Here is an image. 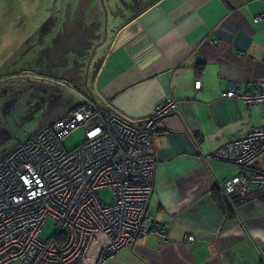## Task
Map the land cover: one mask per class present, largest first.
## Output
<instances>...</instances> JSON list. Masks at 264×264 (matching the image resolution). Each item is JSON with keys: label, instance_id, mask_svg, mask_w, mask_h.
<instances>
[{"label": "crops", "instance_id": "0c3cea01", "mask_svg": "<svg viewBox=\"0 0 264 264\" xmlns=\"http://www.w3.org/2000/svg\"><path fill=\"white\" fill-rule=\"evenodd\" d=\"M90 5L92 0L79 15L88 16ZM58 33L63 45L78 35L66 29ZM93 33H104V42L96 47L102 50L87 88L86 73L72 62L73 49H62L53 59L58 49L49 51L44 44L38 48L46 53H32V71L42 67L37 75L43 76L49 96L58 93L56 78L70 80L77 92L134 124L158 102H176L153 135L157 161L146 207L149 223L166 226L167 238L139 237L102 264H264V188L252 186L251 197L231 203L222 183L237 169L200 158L264 125L260 105L249 107L222 95L230 84L250 91L264 78V0H156ZM52 102L48 112L61 106ZM255 166L264 171V156ZM186 235L194 240L187 243Z\"/></svg>", "mask_w": 264, "mask_h": 264}, {"label": "built area", "instance_id": "2783aa9c", "mask_svg": "<svg viewBox=\"0 0 264 264\" xmlns=\"http://www.w3.org/2000/svg\"><path fill=\"white\" fill-rule=\"evenodd\" d=\"M59 82L65 90L76 89ZM80 95L0 158V264H102L139 237L167 238L166 226L149 223L146 207L157 161L153 135L176 110L175 100L158 102L134 124ZM222 95L264 110V78L250 91L230 84ZM77 126H83L84 140L67 151L61 139ZM261 156L264 125L200 154L203 161L237 169L222 183L231 203L251 197L252 186L264 188V171L255 166ZM102 189L109 192L108 202L98 194ZM47 217L55 220L54 234H65L62 242L39 237ZM193 240L185 236L187 243Z\"/></svg>", "mask_w": 264, "mask_h": 264}, {"label": "flooded vegetation", "instance_id": "af4514ba", "mask_svg": "<svg viewBox=\"0 0 264 264\" xmlns=\"http://www.w3.org/2000/svg\"><path fill=\"white\" fill-rule=\"evenodd\" d=\"M88 1L91 0H71L59 10L56 6L57 0H52V7L48 8L50 11H48V14L40 23L33 26L31 30H28L25 26H20L21 29H26L20 45L25 47L31 44L30 40L35 38L36 41H34V43L37 42V45L44 44L45 47L49 46L47 47L49 51L58 49L52 54V59L55 55L60 54L62 49H64V51H66V49H68L67 51L73 49L72 52L75 53V55L72 57V62L77 66H81V58H84L83 56L90 58V56H88L89 50L104 42V33L95 36L93 33L95 29L102 28L105 31L109 19L122 20L134 16L142 6L150 1L156 0H92V5H90L88 9V16L79 15L80 10L88 6ZM60 12H62L61 15H59ZM70 12L74 14L73 18H69ZM95 12H97V15H95ZM100 16L102 17L101 20ZM14 17L15 15L12 12L5 16H1L0 22L2 23L0 24V31L4 32L7 24ZM12 27L10 26V28ZM60 29H66L78 35L74 40L69 39V41H66L67 43L63 45L62 38H60L58 33ZM7 31L10 33L11 30L8 29ZM14 33L15 31H13V35ZM11 40L13 39H10L7 44H5L6 47L4 46L6 50L2 48L0 51V122L3 123V125L8 122L6 114L10 112V109H12L16 102H20L22 105V103H26L32 99L34 100L33 106L39 110L41 115L40 125L43 118L48 113L47 108L53 103L47 98L49 96L47 93L50 91L48 92L46 85L42 84L43 82L41 80L43 76L37 75V73H39L38 69L42 70V67L39 65L36 67L37 71L33 72L32 67L34 64L31 62V57H27V54H25V57L19 58L18 61L14 60V52L11 53L9 49L11 46L9 42ZM45 47L38 50V54L42 53V51L46 53L48 49ZM69 52H71V50ZM73 53H71V55ZM77 60H79V62ZM95 64L96 61L91 62L88 66V73H90V68ZM56 68L59 70L58 66ZM70 75L72 76L73 74ZM59 80L69 82L70 80H65L63 78L55 79L58 90L63 91L65 89ZM29 93L31 94L28 95ZM2 135H4V132L1 136ZM6 135L7 133L4 136ZM17 141H21V138H18Z\"/></svg>", "mask_w": 264, "mask_h": 264}, {"label": "rangeland", "instance_id": "374dc122", "mask_svg": "<svg viewBox=\"0 0 264 264\" xmlns=\"http://www.w3.org/2000/svg\"><path fill=\"white\" fill-rule=\"evenodd\" d=\"M70 1L71 0H57L56 6L60 10L62 9V6H65L66 3ZM51 3L52 0H8L7 14H10L12 12L15 17L11 19L7 24L4 32L0 31V51L2 48H4L5 44H7L10 39H13L9 42L11 44L9 49L11 50V53L14 52V60L18 61L19 58L25 57V54H27V57H31L33 52L37 53L38 49H41L42 47L38 48V43H34V41H36L35 38L30 40L31 44L26 45L25 47L23 45H20L23 40L22 36L26 32V29H21V27L25 26L28 30H31L33 26L40 23V21L48 14V11H50L48 8L52 7ZM61 13L62 12H60L59 15H61ZM110 23H112V20H109V24ZM10 26L13 27L10 28ZM8 29L11 30L10 33L7 31ZM13 31H15L14 35ZM100 48L101 46L98 47V49H96V46H94L92 49H90L88 55L90 56V58L87 56H83L84 58H81L80 60L81 63L83 65L89 66L91 62H95L97 53L102 50ZM4 49L6 50V48ZM49 84L52 85L51 83ZM54 91L58 92L59 94H51L50 96H48V99L51 101L57 100V102L60 104L76 103L80 95V93L77 92V89L62 91L58 90V87L56 86V90ZM30 94L31 93H29L28 95ZM33 104L34 100L32 99H30L26 103H22V105L20 102H16L12 109H10V112L6 114L8 117V122L4 123V125L0 122V156L4 154L5 150L12 148L14 143L18 142V138L24 140L39 126L41 115L39 110H37L33 106ZM3 132L4 135L6 133L7 135L1 136ZM83 140L84 128L83 126H77L70 132H68L64 137H62L61 143L67 151H70L71 149L82 143ZM98 194L103 198L105 202L109 201L110 196L107 189L99 190ZM55 229V220L51 217H47L43 226L41 227L39 237L41 239L52 237Z\"/></svg>", "mask_w": 264, "mask_h": 264}, {"label": "water", "instance_id": "95a60500", "mask_svg": "<svg viewBox=\"0 0 264 264\" xmlns=\"http://www.w3.org/2000/svg\"><path fill=\"white\" fill-rule=\"evenodd\" d=\"M153 3V1H150L148 2L147 4H145L144 6H142L136 13H139L141 12L142 10H144L147 6L151 5ZM7 6H8V0H0V17L1 16H5L7 15ZM2 22H0L1 24ZM81 67H82V72H85L86 75L85 77L83 78L84 80V86L87 88V78H88V65H83L82 63H80ZM81 71V70H80ZM91 77H92V74H91ZM81 93V92H79ZM70 104L68 103H61V106L60 108H54L55 110H50L46 116L43 118L41 124L38 126V129H40L42 126H44L45 124L49 123L51 120H53L54 118L58 117L60 114H62V112H64L67 107L69 106ZM35 130V131H36ZM34 131V132H35Z\"/></svg>", "mask_w": 264, "mask_h": 264}, {"label": "trees", "instance_id": "16d2710c", "mask_svg": "<svg viewBox=\"0 0 264 264\" xmlns=\"http://www.w3.org/2000/svg\"><path fill=\"white\" fill-rule=\"evenodd\" d=\"M53 238L56 241V243H60L64 240L65 234L62 232H58L56 234H53Z\"/></svg>", "mask_w": 264, "mask_h": 264}]
</instances>
